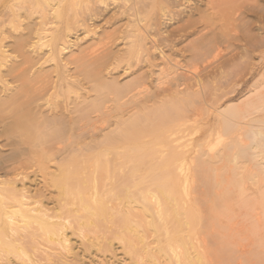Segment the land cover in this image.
<instances>
[{
  "label": "bare ground",
  "instance_id": "obj_1",
  "mask_svg": "<svg viewBox=\"0 0 264 264\" xmlns=\"http://www.w3.org/2000/svg\"><path fill=\"white\" fill-rule=\"evenodd\" d=\"M181 1L0 0V264H68L72 236L131 264H264V79L232 101L246 67L209 12L236 0Z\"/></svg>",
  "mask_w": 264,
  "mask_h": 264
},
{
  "label": "rangeland",
  "instance_id": "obj_2",
  "mask_svg": "<svg viewBox=\"0 0 264 264\" xmlns=\"http://www.w3.org/2000/svg\"><path fill=\"white\" fill-rule=\"evenodd\" d=\"M249 1L251 3H253L251 0H236V1L231 2V4L229 3V5H231V6L234 5L236 2H238L237 3L238 7H240V5L241 6L243 5L241 7V9H239L240 11H243V14L242 15L240 13H237V12H236L237 13L236 14L234 12V10H232V9L230 11V8H229L228 3H225V4L223 3L222 5L219 6V8L217 7L215 10H210V12H209V13H211V15H209V18H210V16H212L211 17L212 20L210 19L211 20L210 22H213V23H210V24H212L211 26H213L214 24H215L214 26H217L215 28L212 27V29L216 32V30H218V28H219V32L217 31L216 33H218L220 35H223L224 34L223 36H225V39H227V41L229 43V47L227 48V50L231 51L232 54H237L236 55V59L237 60H236V62H234L235 65H233L234 67L232 65H230V67H233V68L232 69L227 68L228 69L227 72H229L231 70L235 71V69H236L235 72H239L242 67H244V68L246 67V69L243 70L245 72L240 71L242 73V79L239 78L240 80L238 82H241V83H239L240 85H238L236 87L235 93L233 94L235 98L233 97L234 100H232L235 103L236 102H239L242 99V97L246 96L247 93L251 89H253L252 87H253V83H254L255 80H257V79H259V80L264 79V60L261 59V55L259 53L260 51H262V49H257L256 51L255 50L252 51L251 50L252 48H250L252 46V45H250V42H251V44H255V43H253V39H256V38H258V39H260V38L264 39V25L262 26V24H260V21L257 20V18L259 16H261V14H263V12H264V0H258V1L256 0V2L253 3V5L256 4L255 5V8H249V9L244 8L245 5L248 6L247 3H250ZM180 2H182V1L180 0ZM226 5H227V7H225ZM108 7L110 8V10H109ZM108 7H104L103 8V12L101 11L102 14L101 13L100 14L101 15L104 14V15H103V17L100 15L101 19L100 18H99V20L96 19L97 21H102L103 19H107L108 16L112 14L111 13V11L113 9L112 5H110ZM223 9L225 10V12H223L224 11ZM228 9H229V11H228ZM219 11H220V14H219ZM232 11L236 15H233ZM216 13H218V15H221L222 17L220 16L221 18H219V16ZM224 14L226 15V17H225ZM216 17L219 18V19H222L223 21H225L226 24L222 20H219V19H218L219 21L216 20ZM223 18H225V19H223ZM229 18H231L232 21ZM232 18L235 19V20H233ZM214 20L217 23V25H216V23H214ZM97 21L95 22V19H94V21L93 20L91 21V24H92L93 27L96 26L95 24L97 23ZM220 21H221V23H220ZM164 22H165V24H163V26H161V27H164L165 30L167 28H168L167 30H170V29H172V27L178 26L173 21H171L172 23L171 22H168L167 23V21H164ZM89 23H90V21H89ZM243 23L246 26H241ZM249 23H250V25H249ZM182 24H183V22H182ZM228 24L229 25H231V24L235 25L236 24V25L235 26H232L231 25L232 27L229 28V25ZM179 25H181V23ZM222 25H224V26H222ZM225 25H226V27H225ZM227 25H228V27H227ZM236 26H237L238 29L236 28L234 30V28ZM222 28H228V29H232L233 28V32H231L232 30H229L228 31V29H223L222 31H220ZM239 31H240V33H239ZM221 32H223V33H221ZM229 32H231V33H229ZM244 32H246L245 33V36H247V37L242 36V35H244ZM228 33H229V35H228ZM228 37H229V39H228ZM233 41H234V43H233ZM247 41H249V42H247ZM254 42H255V40H254ZM235 47H237V48H235ZM258 56H260V57H258ZM237 69H239V70H237ZM227 75L229 76V75H231V73H227ZM245 76H247L248 78L247 77L244 78ZM260 78H262V79H260ZM247 80H249V82H247L246 84H243ZM238 87H239V89H237ZM238 91H240V92L238 93ZM55 162H57V161H55ZM55 162L53 161L50 164L48 163L50 167H48L49 169L47 168V170H45V173L46 174L47 173L49 174V172H52L53 167H54L53 171L55 170V166L54 165L51 166V164L52 163L55 164ZM38 170H37V168H32V169L24 170V172H23V173H25V174H23L24 176L23 175L20 176V178L23 179L24 187L28 191H30V193L32 195L33 194H35V195H37V194H44V195H46L48 197H51L52 196L51 199H53L55 193L52 192L51 187L47 183L44 182V180H43V177H45V176H43V173L44 172L38 171ZM262 182H264V181H262ZM19 184H21V183H19ZM233 196H235V195H233ZM45 201H46L45 204L48 207H52L53 206V204H51L48 200L45 199ZM261 212L262 213L264 212V198L263 197L262 198L261 197H258L257 201H255V219L256 220L257 219L258 220H261V221L263 220L264 215H262ZM260 214L262 215V218L260 217L261 216ZM259 218H261V219H259ZM224 221H227V219H225ZM232 221L233 222H231V223H234V220H232ZM72 237H71V243H72L71 245L74 248V254L76 255L74 258L77 261H75V259H73V258L71 260V258H70V260L68 259V264H131L128 256L126 254H124L123 251H121L122 248H120L121 245H120V243L118 241H113L112 242V244H113L112 247H114V248L110 247V251H108V250L104 251V249H102V250L100 249V251H98L97 249H93V250L91 249V250H88L87 251V249L85 250L79 244L80 241L77 240L78 238L76 236H72ZM255 240L258 241L257 244H260V243L264 242V239H262V237H260V238H257L256 237ZM111 248H112V250H111ZM260 251H261L260 248L255 247V256H258V255L260 256V253H259ZM257 252L259 253L258 255H256ZM77 256H79V257H77Z\"/></svg>",
  "mask_w": 264,
  "mask_h": 264
}]
</instances>
